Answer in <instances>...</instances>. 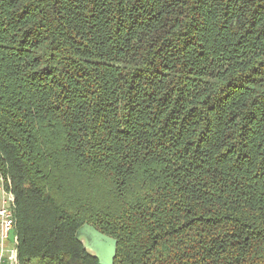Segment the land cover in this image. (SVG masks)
<instances>
[{"label":"trees","instance_id":"16d2710c","mask_svg":"<svg viewBox=\"0 0 264 264\" xmlns=\"http://www.w3.org/2000/svg\"><path fill=\"white\" fill-rule=\"evenodd\" d=\"M0 170L19 264H264V0H0Z\"/></svg>","mask_w":264,"mask_h":264},{"label":"built area","instance_id":"2783aa9c","mask_svg":"<svg viewBox=\"0 0 264 264\" xmlns=\"http://www.w3.org/2000/svg\"><path fill=\"white\" fill-rule=\"evenodd\" d=\"M14 196L11 182L0 170V264H19L14 236Z\"/></svg>","mask_w":264,"mask_h":264},{"label":"water","instance_id":"95a60500","mask_svg":"<svg viewBox=\"0 0 264 264\" xmlns=\"http://www.w3.org/2000/svg\"><path fill=\"white\" fill-rule=\"evenodd\" d=\"M75 239L89 252L98 264H113L117 240L97 230L93 225L84 223L75 232Z\"/></svg>","mask_w":264,"mask_h":264}]
</instances>
